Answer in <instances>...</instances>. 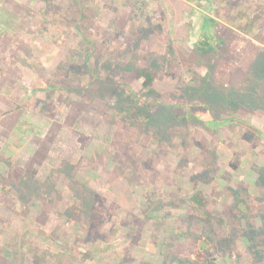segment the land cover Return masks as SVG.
Segmentation results:
<instances>
[{
	"label": "rangeland",
	"instance_id": "1",
	"mask_svg": "<svg viewBox=\"0 0 264 264\" xmlns=\"http://www.w3.org/2000/svg\"><path fill=\"white\" fill-rule=\"evenodd\" d=\"M17 4L0 264H264V0ZM207 14L254 48L204 57Z\"/></svg>",
	"mask_w": 264,
	"mask_h": 264
},
{
	"label": "trees",
	"instance_id": "2",
	"mask_svg": "<svg viewBox=\"0 0 264 264\" xmlns=\"http://www.w3.org/2000/svg\"><path fill=\"white\" fill-rule=\"evenodd\" d=\"M211 22H214L213 19H211ZM211 22L209 20L206 22V27L203 29L202 36L195 45L196 49L199 50L204 57L208 58L209 56H214L215 59L224 54L230 55L231 51L234 52L233 54L238 55L243 54L247 50V47L254 48V45L250 44L248 39L234 30L225 31L223 34L217 33L215 27H211ZM204 24L205 23H202V25ZM257 57L258 54H253L250 58V64L253 62L255 63ZM194 200L200 204L203 203L202 200L197 197H194Z\"/></svg>",
	"mask_w": 264,
	"mask_h": 264
},
{
	"label": "crops",
	"instance_id": "3",
	"mask_svg": "<svg viewBox=\"0 0 264 264\" xmlns=\"http://www.w3.org/2000/svg\"><path fill=\"white\" fill-rule=\"evenodd\" d=\"M25 0H0V49H1V44L2 42L4 41H12L13 39H16L14 37L15 34H17L18 32V26H16L15 24H12L10 23L11 22V19L8 20L7 18V9H8V2H12L14 3L15 5H18L17 3L18 2H23ZM26 1H35V0H26ZM37 1V0H36ZM14 18V15L12 16ZM211 19H213L214 22H211ZM210 21L212 24L214 23V27H215V30L216 32L218 33V29H217V26H216V23H215V18H213L212 16L210 15H203V23L206 24L207 21ZM10 23V24H9ZM231 30H234V29H231ZM1 54V53H0ZM2 65V64H1ZM1 68L0 67V82L2 84V81H5L4 77L6 75V72L5 70L4 71H1ZM5 69V68H4ZM13 92V91H12ZM3 97V94L0 92V98ZM16 97V95H13V93H10V96H5L3 97L2 99H0V107H3V106H7L6 103L10 104L11 106H14L13 105V102L11 100V98H14ZM27 102H29L31 97H35V92L31 91L27 94ZM15 106H16V103H15ZM20 107V106H19ZM6 158L3 157L2 160L4 161Z\"/></svg>",
	"mask_w": 264,
	"mask_h": 264
}]
</instances>
